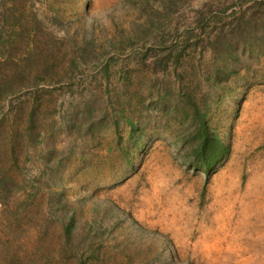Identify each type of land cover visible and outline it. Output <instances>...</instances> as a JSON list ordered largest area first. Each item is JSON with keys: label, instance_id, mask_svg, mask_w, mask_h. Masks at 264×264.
I'll use <instances>...</instances> for the list:
<instances>
[{"label": "rangeland", "instance_id": "rangeland-1", "mask_svg": "<svg viewBox=\"0 0 264 264\" xmlns=\"http://www.w3.org/2000/svg\"><path fill=\"white\" fill-rule=\"evenodd\" d=\"M0 264H264V0H0Z\"/></svg>", "mask_w": 264, "mask_h": 264}, {"label": "trees", "instance_id": "trees-1", "mask_svg": "<svg viewBox=\"0 0 264 264\" xmlns=\"http://www.w3.org/2000/svg\"><path fill=\"white\" fill-rule=\"evenodd\" d=\"M202 131H203L202 139H201L200 144L198 145L197 152H198V155L201 154V155L206 156V154H208L207 148H208V144H209L208 142H209L210 136H209L208 129L205 123H203L202 125ZM206 165L208 167L207 171H210V168H211L210 160L206 159Z\"/></svg>", "mask_w": 264, "mask_h": 264}]
</instances>
